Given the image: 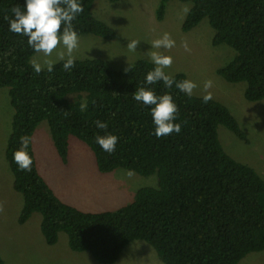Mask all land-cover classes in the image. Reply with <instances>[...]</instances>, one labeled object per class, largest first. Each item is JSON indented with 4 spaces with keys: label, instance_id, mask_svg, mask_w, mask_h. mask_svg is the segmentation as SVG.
<instances>
[{
    "label": "trees",
    "instance_id": "trees-1",
    "mask_svg": "<svg viewBox=\"0 0 264 264\" xmlns=\"http://www.w3.org/2000/svg\"><path fill=\"white\" fill-rule=\"evenodd\" d=\"M95 1L78 0L84 11L72 21L73 29L78 36L114 39V29L93 14ZM180 1L190 3L183 31L206 19L214 32L212 44L233 50L218 75L230 83L245 82L247 101L263 99L264 0ZM168 2L158 0V19ZM24 4L0 0V88H8L13 109L5 158L12 187L22 196L18 223L39 213L47 244H55L64 232L71 250L87 252L99 264L115 263L133 240L149 244L163 264H238L247 254L263 251L264 179L222 147L220 125L246 140L228 107L214 98L204 103L202 96L189 97L175 83L170 89L162 81L145 84L146 73L154 68L147 58L135 60L127 72L101 58H84L75 59L69 71L64 61H57L52 72L43 68L36 73L27 37L9 31L4 19L12 16L13 6L23 9ZM169 75L174 82L186 80L182 72ZM138 87L172 96L180 133L156 137L151 106L133 99ZM84 101L88 106L81 111ZM97 120L106 122L107 129L97 128ZM42 121L62 162L68 158V139L74 136L92 150L99 172L124 168L144 176L156 174V185L139 188L131 202L115 210L83 211L62 201L37 168L32 136ZM106 134L118 137L111 154L95 142L97 135ZM23 135L30 137L31 171L20 170L13 159Z\"/></svg>",
    "mask_w": 264,
    "mask_h": 264
},
{
    "label": "rangeland",
    "instance_id": "rangeland-1",
    "mask_svg": "<svg viewBox=\"0 0 264 264\" xmlns=\"http://www.w3.org/2000/svg\"><path fill=\"white\" fill-rule=\"evenodd\" d=\"M157 5L158 0H96L93 14L110 25L116 36L111 40L89 34L78 36L79 46L73 53L74 58H101L111 67L125 70L128 64L139 58L150 60L148 52L160 51L173 60L172 66L165 69L166 73L182 72L187 80L196 83L193 95L203 96L204 82L211 80L212 87L208 91L212 98L228 107L246 134V140H242L226 127L218 126L222 147L234 159L252 166L264 179V98L247 101L245 82L230 83L218 75L217 69L227 63L234 52L226 45L212 44L214 32L206 19L190 31L181 29L185 16L183 8H189V2L169 0L161 19L156 17ZM165 32L175 40L176 46L152 49L151 41ZM133 39L140 40V43L135 52H130L126 45ZM185 41L187 51L182 46ZM61 50L62 47L58 48L48 57L35 53L31 61L36 59L42 65L46 59L57 62V53ZM12 113L8 88L1 87L0 256L4 264H99L89 253L71 250L64 232L59 233L55 244H47L39 229V213H33L23 224L18 223L22 196L12 187L13 177L5 158ZM68 142V158L62 162L46 121L37 125L32 136L40 174L62 201L83 211L115 210L131 202L139 188L157 183L156 174L144 176L124 168L101 173L97 170L92 150L83 141L70 136ZM113 264L163 263L149 244L133 240ZM238 264H264V250L247 254Z\"/></svg>",
    "mask_w": 264,
    "mask_h": 264
},
{
    "label": "clouds",
    "instance_id": "clouds-1",
    "mask_svg": "<svg viewBox=\"0 0 264 264\" xmlns=\"http://www.w3.org/2000/svg\"><path fill=\"white\" fill-rule=\"evenodd\" d=\"M12 16H4L8 21L9 31L27 37V44L37 54L43 56H51L58 48L63 50L57 53V60L64 61L63 68L69 71L74 67V51L79 46V37L73 29L72 21L76 16L83 12L84 9L78 0H25L23 9L20 6H13L10 10ZM189 8L185 6L183 12L187 14ZM63 28V31H61ZM140 40L133 39L128 41L126 47L130 52H135L138 48ZM176 46L169 33H163L159 38L151 41L152 49H172ZM185 50L188 49L187 42H182ZM148 57L154 64V68L145 75L144 83L152 85L157 82H163L166 88H171L175 83V87L187 96L193 95L194 89L197 88L196 83L191 80H183L174 82L171 75L165 72V69L172 66V57L163 54L160 51H151L147 53ZM67 57V58H66ZM55 61L44 60L43 65L36 59L31 61L32 68L36 73L42 71L43 67L48 72L53 71ZM128 64V63H127ZM11 69V65H9ZM132 69V65L128 64L125 71ZM212 87V81L207 80L203 85L202 101L207 103L212 99V94L208 89ZM133 99L144 105L151 106L150 113L153 124L155 125L154 134L157 138L171 135L172 133H180L181 125L174 123L178 113V107L173 101L170 94L165 93L157 95L152 89L146 87H138L133 93ZM87 102L80 104V110L87 109ZM67 115V112H65ZM96 127L99 129H107L106 122L95 121ZM118 137L113 134L97 135L95 142L107 153L111 154L115 151ZM21 147L14 151L13 159L20 170L31 171L32 157L28 154L27 148L30 143V137L23 135L20 137ZM132 175L131 172L128 173ZM2 210V206H0Z\"/></svg>",
    "mask_w": 264,
    "mask_h": 264
}]
</instances>
